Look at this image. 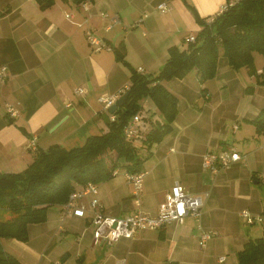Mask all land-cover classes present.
<instances>
[{"label":"crops","instance_id":"obj_1","mask_svg":"<svg viewBox=\"0 0 264 264\" xmlns=\"http://www.w3.org/2000/svg\"><path fill=\"white\" fill-rule=\"evenodd\" d=\"M87 1L88 9L72 0H55L42 9L36 0H0V66L7 70L0 81V172L21 171L33 160L35 149L26 146L33 136L37 148L57 143L69 149L107 130L110 113L98 97L128 88L130 71L113 51L93 52L86 27L112 47L124 41L129 64L156 74L168 48L180 47L200 28L186 1L208 16L226 0ZM160 2L169 9H158ZM103 10L120 21L106 29ZM241 69H232L220 54L215 77L203 84L195 69L184 78L163 80L178 99V114L172 131L154 144L142 165L146 173L140 192L135 193L124 169L97 184L101 210L119 217L136 211L156 214L177 181L189 194L203 197L200 218L140 230L108 245L94 241L88 212L63 216L62 206L52 205L45 221L28 224L27 241L2 238L3 249L20 264H57L63 255L62 264H238L244 243L264 238V190L259 189L264 187V134L251 121L264 106V86ZM247 83L255 84L253 91L245 92ZM141 103L142 111L160 119L148 97ZM7 104L18 110L16 117L7 116ZM229 145L242 156L239 161L217 173L203 168L206 151ZM89 199L77 203L87 205ZM243 210L260 221L247 223ZM203 230L212 233L205 247L199 245Z\"/></svg>","mask_w":264,"mask_h":264},{"label":"trees","instance_id":"obj_2","mask_svg":"<svg viewBox=\"0 0 264 264\" xmlns=\"http://www.w3.org/2000/svg\"><path fill=\"white\" fill-rule=\"evenodd\" d=\"M36 1L45 9L55 0ZM186 4L191 5L200 28L193 33V41L183 42V48H168V57L156 74L138 72L129 64L124 41L111 46L114 59L129 69L130 84L124 101L112 113L114 119L106 122L105 132L89 135L83 144L69 149L57 143L45 149L36 147L33 160L23 170L0 172V211L9 212L7 218L0 217V264H20L3 249L1 239L27 241L28 224L45 221L47 209L62 206L76 185H97L115 175L116 169L144 171L142 165L151 157L154 144L172 131L178 114V99L163 85V80L184 78L195 69L198 82L203 84L215 77L221 54L232 69L245 68L255 84L264 86V0H233L208 16H200L192 4ZM254 54L263 58L259 65L255 64ZM254 83H247L245 92L253 91ZM200 92L204 97L205 88H200ZM145 97L153 102L161 117L156 120L152 113L142 111V137L134 144L125 140L123 128L142 110ZM251 121L256 131L264 134V106ZM227 147L208 151L219 153ZM64 258L61 256L57 264H62ZM237 260L238 264H264V238L248 239L237 252Z\"/></svg>","mask_w":264,"mask_h":264},{"label":"built area","instance_id":"obj_3","mask_svg":"<svg viewBox=\"0 0 264 264\" xmlns=\"http://www.w3.org/2000/svg\"><path fill=\"white\" fill-rule=\"evenodd\" d=\"M233 0L225 1L220 10L225 8L228 4H231ZM80 5L84 9H88V1L82 0ZM169 6L165 2H160L157 5L158 9L166 10ZM66 15H71L67 13ZM100 15L104 18L107 17L108 23L106 29H110L114 24L120 21L116 14H110L107 11H100ZM142 18V17H140ZM137 22V21H136ZM86 40L90 45L93 52H99L101 50L111 51V45L98 37L97 34L90 27H86L85 30ZM186 41H193L194 34H188ZM140 68H138L139 70ZM143 70V69H142ZM7 75L6 66H0V81H3ZM126 88L119 89L117 93L113 95H102L98 97L99 102L102 103L104 110L108 111V108L114 104V102L125 92ZM82 92V88L75 89V93ZM70 105V102L67 103ZM7 112L9 116L16 117L18 110L7 104ZM110 119H114V115L110 113ZM143 113L142 110L136 112L126 123L123 128L124 138L127 141L137 142L141 139V129L143 128L142 122ZM36 138L33 136L27 142V148H36ZM133 142V143H134ZM136 144V143H134ZM242 158L237 149L233 146H228L226 150L219 153L206 151L201 157V164L204 169L209 170L212 173H217L222 169L229 168L233 163L239 161ZM118 169L113 173H117ZM145 171L141 172H125L127 180L131 183L135 193H139ZM98 187L95 183L88 182L80 189H76L69 194L68 200L62 205V214L75 215L84 217L87 212L91 216L92 223V236L95 242L106 243L108 245L119 238H129L140 230H156L162 228L164 225L170 222L181 223L188 216L198 219L201 216L202 207L204 204L203 197L201 195L189 194L179 182H175L170 191H168L164 199L160 202L158 212L154 215L147 214L143 211H136L124 216H112L105 214L101 209L102 205L97 197ZM89 195L90 199L87 205L78 204L77 199ZM241 214L245 217L247 223H253L254 221H260L259 216H252L248 211L243 210ZM200 227V226H198ZM212 236L211 232L203 230L199 236V245L205 247L207 241ZM223 257H221L222 259Z\"/></svg>","mask_w":264,"mask_h":264},{"label":"rangeland","instance_id":"obj_4","mask_svg":"<svg viewBox=\"0 0 264 264\" xmlns=\"http://www.w3.org/2000/svg\"><path fill=\"white\" fill-rule=\"evenodd\" d=\"M224 5V4H223ZM167 9H169V7L167 8ZM166 9V10H167ZM140 17H142L141 15H140ZM144 17V16H143ZM143 17L142 18H138V19H136L137 20V22L136 23H138L139 21H141L142 19H143ZM104 18V17H103ZM107 18V17H106ZM135 20V21H136ZM190 34V33H189ZM191 34H193V33H191ZM186 39V38H185ZM186 41V40H185ZM186 44H182L180 47L181 48H183L184 46H185ZM255 56V64L256 65H259L260 63H262L263 62V58H262V56L261 55H259V54H254ZM138 68H140L139 70L138 69H136L138 72H143V68L142 67H138ZM243 69H245V68H243ZM243 69H241L240 71H244ZM240 73H242V72H240ZM239 80L241 81V82H244V77H239ZM247 84H245V86H246ZM249 85V84H248ZM141 106H142V103H141ZM202 108V107H201ZM196 111H199V109H195ZM202 110H204V109H202ZM230 136H233L232 134L230 135ZM259 189H263L264 190V187L263 186H259ZM9 216V212L7 211V210H1L0 211V217L1 218H7Z\"/></svg>","mask_w":264,"mask_h":264},{"label":"water","instance_id":"obj_5","mask_svg":"<svg viewBox=\"0 0 264 264\" xmlns=\"http://www.w3.org/2000/svg\"><path fill=\"white\" fill-rule=\"evenodd\" d=\"M127 91L126 92H124L115 102H114V104H112L109 108H108V112L109 113H113L115 110H116V108H118L121 104H122V102L124 101V99H125V97H126V95H127ZM106 120H107V117H106Z\"/></svg>","mask_w":264,"mask_h":264}]
</instances>
